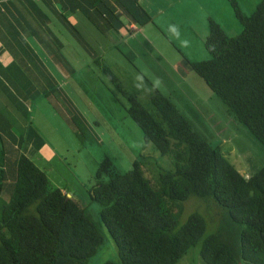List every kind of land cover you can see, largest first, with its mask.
Returning <instances> with one entry per match:
<instances>
[{"label": "trees", "instance_id": "obj_1", "mask_svg": "<svg viewBox=\"0 0 264 264\" xmlns=\"http://www.w3.org/2000/svg\"><path fill=\"white\" fill-rule=\"evenodd\" d=\"M114 1L139 26L154 22L138 0H133L131 7L124 1ZM97 2L102 5L91 7L103 25L90 19L96 28L117 30V21L127 28L126 36L134 33L123 15L115 11L113 1ZM227 2L242 32L230 36L211 20L204 44L210 59H186L231 115L264 145V0L250 15L243 12L238 0ZM61 14L82 39L64 9ZM49 46L60 64L71 70L58 43L51 41ZM42 70L48 69L43 65ZM150 99L151 110L130 96L127 112L143 130L147 143L161 154L172 156L173 169L162 170L155 183L148 176L145 155L139 156L127 172L109 155L99 162L90 196L102 206V224L116 242L120 258L105 264H177L197 246L207 228L199 213L190 214L187 222L180 224L185 202L192 196L215 199L242 225L237 248L221 233L204 240L200 256L205 264H264V166L252 176L242 174L219 146L201 135L170 97L155 88ZM73 122L82 132L79 123ZM2 141L0 136V155L5 161ZM6 177L5 163L0 162V200ZM12 188L10 200L0 207V264H89L104 245L101 223L91 219L79 200L56 187L25 154L18 159Z\"/></svg>", "mask_w": 264, "mask_h": 264}, {"label": "rangeland", "instance_id": "obj_2", "mask_svg": "<svg viewBox=\"0 0 264 264\" xmlns=\"http://www.w3.org/2000/svg\"><path fill=\"white\" fill-rule=\"evenodd\" d=\"M238 1L247 15L252 14L261 2ZM165 9L169 10L168 7ZM207 10L228 35L235 36L242 32L243 27L227 0H218ZM90 19L103 25L97 15L93 14ZM157 24H161L159 26L165 35L163 38L168 41L162 47L158 42L151 46L141 39L136 44L137 57L129 50L128 46H133L134 42L129 36L111 34L103 41L104 49L86 47L79 52L80 44L72 36L73 54L76 55L77 51L78 55L75 62L82 63L71 70L66 68L71 75L69 80L58 74V58L51 51L41 49L39 55L49 71H54L55 80L40 79L32 86L26 83L30 92L27 99H13L9 93L6 95L0 91V136L3 139L1 146L6 153L5 161L0 155V162L8 167L0 207L12 196L17 160L23 154L29 156L49 175L55 186L71 190L88 216L101 223L105 243L89 264L120 260L118 246L102 224V206L90 196V190L97 180L99 162L109 155L121 170L127 172L139 156L145 155L148 176L155 183L162 170L173 169L172 156L161 154L152 143H147L143 130L129 116L130 96L151 110L150 96L157 88L174 101L206 140L221 148L242 174L252 176L264 166V145L231 115L228 107L210 88L202 89V85L208 86L192 69L186 73L175 67L179 53L183 51L187 55L184 51L186 43L194 52L200 45L191 37L197 35L186 26L199 31L203 26L195 21L194 16L188 18L184 25L173 18L159 20ZM184 31H187V35ZM62 33L60 38L63 40ZM199 47L204 51V57L190 53L189 57L209 60L211 56L207 50L201 45ZM68 53L62 51L66 57ZM85 61L91 63L85 64ZM185 61L188 63L186 58ZM107 71H111L117 80ZM73 120L79 123L82 132ZM53 152L56 153L54 158L49 157ZM192 213L202 215L207 228L197 246L192 247L177 264H205L200 251L204 240L213 233H221L224 238L232 240L236 248L240 245L238 234L242 225L235 222L228 210L218 205L215 199L192 196L185 202L183 214L179 217L180 224H185Z\"/></svg>", "mask_w": 264, "mask_h": 264}, {"label": "crops", "instance_id": "obj_3", "mask_svg": "<svg viewBox=\"0 0 264 264\" xmlns=\"http://www.w3.org/2000/svg\"><path fill=\"white\" fill-rule=\"evenodd\" d=\"M113 1L115 5V11H119L122 14L123 21L126 22L129 29L134 31L132 35H128L133 46L128 43L129 50L132 55L138 57L136 44L144 39L151 46L158 42L162 47V44H168L167 39H164L165 35L161 24H157L159 20H166L167 18H173L179 21L180 24L184 25L185 21L194 16L195 21L199 22L203 28L199 29L195 27L186 28L194 32L193 39L200 42V45L204 46L208 33L210 32L209 21L215 18L211 17L208 7H210L218 0H138V2L146 8L149 13L153 16L154 22L146 23L143 26H139L132 17L124 10L117 1L108 0V2ZM125 4L133 6V0H121ZM102 5V3L97 2V0H0V91L4 92L6 95L9 93L13 99H25L27 95H30L28 91L29 83H37L39 80H49L53 82L55 80L54 71L50 69L48 71V66L43 64L40 59L39 50L50 51L51 47L50 41L57 42L62 51H68V56L66 57L70 63L71 67L82 63V61H76L75 57L77 55L73 54V43L71 42L72 36L78 40L80 44L79 52L81 48L83 50L86 47L92 48L100 47L104 49L103 41L107 35L114 34L115 36L124 37L127 33V28L119 25L116 21V29L108 28L106 31H100L103 29L96 28L90 18L95 13V9L91 6L93 4ZM168 7L169 10L165 8ZM68 16V19L75 25L79 27L81 32L80 39L74 28L69 25L62 18V10ZM205 18V19H204ZM218 23V22H217ZM181 25V26H182ZM105 29V28H104ZM64 32V39L62 40L60 36ZM187 35V31H184ZM80 36V35H79ZM187 41V39H185ZM196 44V42H195ZM194 45V44H193ZM199 45V46H200ZM198 46L196 52L189 49L188 43L184 46V51L187 55L179 53L177 58V63L175 67L183 72L189 73L190 67L189 63L185 61V58L189 59V53L192 56H201L204 51ZM66 56V55H65ZM189 57V58H188ZM204 57V55H203ZM206 58L189 59L190 61H200ZM56 65L58 67V74L64 79L69 80L71 75L67 72L66 67L60 64ZM85 64L91 62L85 61ZM84 64V65H85ZM45 65L48 70H42V66ZM49 72L52 73L49 74ZM30 86V87H31ZM201 86V83H200ZM203 90H208L203 87ZM0 92V96H2ZM27 99V98H26ZM21 103V101H20ZM32 109L31 105H29ZM56 153L48 155L49 157L55 156ZM54 158V157H53ZM17 164L14 167V172H16L17 177ZM6 172L8 167L5 164ZM15 179V178H14ZM51 180V179H50ZM52 181V180H51ZM14 182V180H13ZM59 188V186H56ZM69 197L79 200L74 193L67 188H60ZM80 202V201H79Z\"/></svg>", "mask_w": 264, "mask_h": 264}, {"label": "clouds", "instance_id": "obj_4", "mask_svg": "<svg viewBox=\"0 0 264 264\" xmlns=\"http://www.w3.org/2000/svg\"><path fill=\"white\" fill-rule=\"evenodd\" d=\"M173 31H175V29H173Z\"/></svg>", "mask_w": 264, "mask_h": 264}, {"label": "water", "instance_id": "obj_5", "mask_svg": "<svg viewBox=\"0 0 264 264\" xmlns=\"http://www.w3.org/2000/svg\"><path fill=\"white\" fill-rule=\"evenodd\" d=\"M69 197V196H68Z\"/></svg>", "mask_w": 264, "mask_h": 264}]
</instances>
